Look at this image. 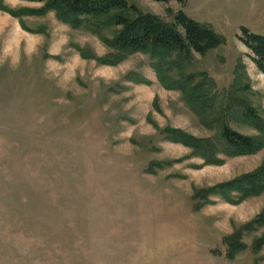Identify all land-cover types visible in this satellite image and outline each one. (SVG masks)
<instances>
[{"label":"rangeland","instance_id":"1","mask_svg":"<svg viewBox=\"0 0 264 264\" xmlns=\"http://www.w3.org/2000/svg\"><path fill=\"white\" fill-rule=\"evenodd\" d=\"M128 1L167 21L182 9L209 25L224 41L194 53L188 71L226 89L242 64L249 99L264 110V73L239 38L241 26L264 35V0ZM112 28L101 34L111 37ZM111 51L53 11L18 18L0 8V264H264V245L253 248L264 226L242 232L246 248L233 258L224 241L262 211L264 191L238 203L210 196L200 208L193 199L195 188L255 170L264 147L220 153L215 165L164 139L165 127L196 137L215 130L198 122L180 91L159 83L148 54L114 65L97 59Z\"/></svg>","mask_w":264,"mask_h":264},{"label":"trees","instance_id":"2","mask_svg":"<svg viewBox=\"0 0 264 264\" xmlns=\"http://www.w3.org/2000/svg\"><path fill=\"white\" fill-rule=\"evenodd\" d=\"M31 1L41 2L42 5L38 8L9 9L0 4V8L18 18L23 14L44 15L53 11L63 23L73 28H86L112 49L102 58H97L104 64L114 65L134 52L148 54L159 83L166 89L180 91L198 122L205 128L215 130L212 137H196L179 128L165 127L161 130L164 139L189 147L192 156L202 158L205 164L215 165L224 162L219 157L220 153L232 157L253 154L264 147V110L253 106L249 99L253 92L249 82L244 80L243 65L236 67L234 81L226 89H219L205 71H188L195 59L194 53L204 55L224 41L209 25L191 18L182 9L172 14V21H167L157 14L141 11L128 0ZM175 1L183 3V0ZM107 28L113 29L111 37L101 34ZM240 31L239 38L251 50L253 61L264 73V35L253 33L243 26ZM78 51L81 56L88 57L83 49L78 47ZM232 123L253 128L256 134L242 133L234 129ZM263 191L264 162L255 170L228 181L195 188L193 199L198 201L196 208H200L203 203L212 201L210 196L238 203ZM263 226L264 208L252 220L224 237L228 247L227 256L233 258L238 251L246 248L241 240L243 231L251 232ZM263 245L264 233L254 239L253 248L259 250Z\"/></svg>","mask_w":264,"mask_h":264}]
</instances>
